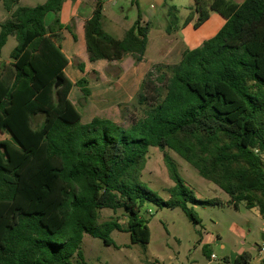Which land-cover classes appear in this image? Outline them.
Returning a JSON list of instances; mask_svg holds the SVG:
<instances>
[{
  "label": "trees",
  "instance_id": "16d2710c",
  "mask_svg": "<svg viewBox=\"0 0 264 264\" xmlns=\"http://www.w3.org/2000/svg\"><path fill=\"white\" fill-rule=\"evenodd\" d=\"M65 1L3 0L9 17L0 23V55L10 35L17 45L0 69V130L11 134L0 139V264H72L75 255L85 263V233L111 245L114 230L128 231L132 243L146 246L151 229L140 212L145 202L181 207L199 223L189 201H222L197 199L167 148L227 192L229 204L238 208L244 201L264 220V0H194L181 24L178 8L169 6L168 32L194 18L197 28L212 10L225 22L178 62L147 71L137 95L145 114L128 126L100 116L83 122L71 101L69 60L55 32ZM104 2L96 0L85 22L89 59L129 54L141 62L152 22L139 11L118 38L103 27ZM79 67L85 70L83 63ZM58 78L62 84L55 88ZM87 82L78 81L81 103L90 94ZM150 146L164 150L175 182L168 199L141 179ZM103 208L122 209L127 225L118 217L101 220ZM204 251L211 255L207 246ZM245 262L246 251L236 259Z\"/></svg>",
  "mask_w": 264,
  "mask_h": 264
},
{
  "label": "rangeland",
  "instance_id": "374dc122",
  "mask_svg": "<svg viewBox=\"0 0 264 264\" xmlns=\"http://www.w3.org/2000/svg\"><path fill=\"white\" fill-rule=\"evenodd\" d=\"M45 1L24 0L32 5ZM146 1L147 8L151 9L152 3L156 6L155 10L151 9L155 11V14L151 18L154 32L150 45L153 44V38L160 33L161 29L169 27L171 18L169 6L175 5L178 8L177 16L181 24L189 13V7L194 3V0ZM243 1L238 0V2ZM104 7L107 9V19H105L107 24H110L109 20L119 16L121 22L132 26L139 11L144 12L143 14L148 13L140 8V0H105ZM7 17L9 12L3 0H0V23ZM54 17V13L48 14V20ZM171 30L175 31L176 28L172 26ZM16 45L15 36L10 35L2 48L0 69L11 61L10 55ZM90 76L93 75L90 74ZM137 95L138 92L128 102L120 103V112L111 113L117 116L118 123L128 126L134 119L145 114L146 105L138 102ZM41 120L42 117H37L36 122L39 123ZM4 138H11V134L0 130V139ZM166 150L175 160L180 174L197 199L219 198L222 203L203 204L189 201L188 206L198 213L201 220L195 223L181 207L172 208L155 202H145L140 212L151 229V238L146 246L132 243L128 231L114 230L111 233L114 243L111 245L106 244L101 238L85 233L81 244L85 263H79L78 256L75 255L72 257V264H235L242 250L250 255L253 264H259L258 256L259 248L263 244L261 234L264 229V220L258 208H250L244 201L235 208L228 203L230 196L227 192L201 176L198 170L177 152L169 148ZM141 179L164 199L170 197L169 189L175 185V182L170 177L165 163L164 150L157 146L149 147ZM111 217H118L124 226L127 225V217L122 209L117 211L110 208L101 209V220ZM205 246L210 253L216 255L215 259H211L212 257L205 253ZM225 257H228L230 261H227Z\"/></svg>",
  "mask_w": 264,
  "mask_h": 264
},
{
  "label": "crops",
  "instance_id": "0c3cea01",
  "mask_svg": "<svg viewBox=\"0 0 264 264\" xmlns=\"http://www.w3.org/2000/svg\"><path fill=\"white\" fill-rule=\"evenodd\" d=\"M235 2H238V0ZM146 3V0H140V8L148 12L145 14L141 12L142 17L144 21L152 22L151 18L154 16L155 11L151 9L155 10L156 6L152 3V8L149 9ZM19 4L32 5L24 2V0H19ZM95 4L96 0H66L59 12L61 26L55 30V32L60 33L62 50L69 60L65 68L66 76L73 83L69 97L79 109L83 122H89L95 116H100L118 123L117 116L111 115V113L120 112V103L128 102L134 98L147 71L153 65L178 62L184 50L195 48L205 40L213 37L225 22L218 12L212 10L208 19L197 28L193 25L194 18L192 22L180 26L175 31L168 32L167 28L161 29L160 33L153 38V44L150 45L151 36L154 32L152 26L149 31L147 50L141 62H136L134 57L129 54L120 60L100 59L91 61L86 49L85 22L92 15ZM103 10L102 22L104 29L118 38L123 37L125 31L131 26L121 22L119 16H115L112 20H109L110 24H107L105 21L107 19V9L104 7ZM68 26H71L76 38H74L72 31L68 29ZM80 63H83L84 71L80 70ZM90 74L93 76L91 77ZM82 77H86L88 80L86 85L90 89V94L87 100L81 103L83 92L78 81ZM244 251L242 250V253ZM225 259L230 261L228 257H225ZM243 264H253L250 255H248V262Z\"/></svg>",
  "mask_w": 264,
  "mask_h": 264
},
{
  "label": "built area",
  "instance_id": "2783aa9c",
  "mask_svg": "<svg viewBox=\"0 0 264 264\" xmlns=\"http://www.w3.org/2000/svg\"><path fill=\"white\" fill-rule=\"evenodd\" d=\"M211 257L216 258V255L214 253H212ZM258 260H259V264H263V262H264V242L259 248Z\"/></svg>",
  "mask_w": 264,
  "mask_h": 264
},
{
  "label": "water",
  "instance_id": "95a60500",
  "mask_svg": "<svg viewBox=\"0 0 264 264\" xmlns=\"http://www.w3.org/2000/svg\"><path fill=\"white\" fill-rule=\"evenodd\" d=\"M61 84H62V80H61V78H58L57 82L55 84V88H58ZM261 239L264 242V229H263V232L261 234ZM240 253H242V251Z\"/></svg>",
  "mask_w": 264,
  "mask_h": 264
}]
</instances>
